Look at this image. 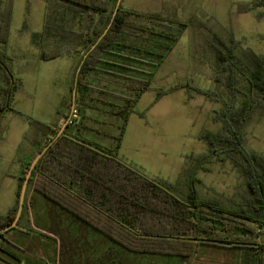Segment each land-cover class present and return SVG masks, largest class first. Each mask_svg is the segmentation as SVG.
<instances>
[{"label": "trees", "instance_id": "trees-1", "mask_svg": "<svg viewBox=\"0 0 264 264\" xmlns=\"http://www.w3.org/2000/svg\"><path fill=\"white\" fill-rule=\"evenodd\" d=\"M9 1L10 7L0 14V68L6 81L0 88V123L5 109L23 115L14 106L15 91L20 88L21 81L8 63L13 0ZM117 2L48 1L46 11L57 13L61 9L64 15L48 17L54 19L53 31L47 33V41L37 39L36 45L40 49L39 58L43 60L80 52L71 83L72 93L76 90V102L90 98L88 94L94 87L89 76L93 74H107L129 84L133 97L124 102L128 114L150 88L157 69L174 48L187 23L127 9L121 3L116 10ZM252 4L264 7V0H253ZM263 15L264 10L258 16ZM45 44L56 45L48 48ZM233 45L227 51L219 49L217 52L220 61L217 73L220 75L216 77L214 89L204 90L187 82L157 91L156 100L170 91L185 88L190 97L199 94L221 103L215 110V120L221 121L222 128L219 132L200 134L201 139L207 140L208 150L194 157L183 171L185 196L172 191L174 183L150 178L119 158L128 116L119 117V132L114 136L113 147L80 133L86 129L83 111L80 119L71 118L59 136V127L28 117L40 131V137L35 153L22 161L16 201L0 216V229L8 226L16 216L22 183L32 160L51 143L34 167L28 189L33 188L122 247L138 253L180 256L183 258L181 264H193L202 244L247 248L255 251L256 264H264V241L261 240L264 156L247 148L243 129L252 114L264 108V57L254 55L251 64L234 52ZM119 108L120 111L122 105ZM216 158L231 160L245 176L248 195L238 206L203 200L199 195L198 173ZM7 257L3 256L11 262ZM252 259L250 255L251 263Z\"/></svg>", "mask_w": 264, "mask_h": 264}, {"label": "rangeland", "instance_id": "rangeland-1", "mask_svg": "<svg viewBox=\"0 0 264 264\" xmlns=\"http://www.w3.org/2000/svg\"><path fill=\"white\" fill-rule=\"evenodd\" d=\"M46 1L53 0L12 1L8 63L21 81L20 88L15 91L14 106L23 115L3 111L1 165L17 164L32 148L40 131L28 117L55 125L61 116L72 110L74 97L70 87L73 63L78 56L39 58L37 39L47 41V33L53 31L54 19L48 17L64 15L61 9L57 13L46 11ZM252 3L253 0H122L124 8L186 22L187 27L133 111L127 114L124 103L133 97L129 84L107 74H93L96 77L89 76L94 87L88 94L90 98L76 102V115L80 119L83 111L88 119L101 112L100 116L105 115L106 119L104 130L114 134L119 132L117 119L128 116L119 158L150 178L174 183L172 191L185 196L184 162L188 166L194 157L208 150V142L200 138L201 133L219 132L222 128L221 121L215 120V110L221 103L199 94L190 97L185 88L170 91L156 100L157 91L187 82L204 90L214 89L216 77L220 75L217 73L220 65L217 52L219 49L227 51L232 43L235 44L234 52L251 64L254 55L264 57V15L258 16L264 7ZM9 7V0H0L1 15ZM45 45L52 48L56 44ZM5 82L4 71L0 68V88ZM110 118L113 119L108 120ZM243 129L247 148L264 156V108L256 110ZM105 140L110 142L112 138ZM198 177L197 188L203 200L238 206L248 195L245 176L229 159H213L200 170ZM1 191L4 197V189ZM31 191L36 190L29 188L28 197ZM4 198L0 199V210ZM41 209L39 218L33 217L36 234L29 243L28 252H23L18 243L7 252L32 260L35 247H39L48 256L43 264H181L183 261L175 255L130 251L49 200L39 206V211ZM4 243L0 236V244ZM56 246L58 251H53ZM250 255L251 251L244 249L202 244L193 264H252L248 260ZM9 257L15 260L14 256Z\"/></svg>", "mask_w": 264, "mask_h": 264}, {"label": "crops", "instance_id": "crops-1", "mask_svg": "<svg viewBox=\"0 0 264 264\" xmlns=\"http://www.w3.org/2000/svg\"><path fill=\"white\" fill-rule=\"evenodd\" d=\"M47 3L48 1H46V6H45V10H47ZM75 57L78 56V59H76V61L73 63L74 69L79 61L80 58V52L75 51L72 55H61L58 57ZM72 83V81H71ZM71 89V87H70ZM161 99V98H160ZM159 99V100H160ZM15 100V99H14ZM73 106V104H72ZM76 106V99H75V105L74 107H72V110L70 112V114L66 115V116H61L58 119V122L53 125L55 127H60L65 123V121L68 119L69 116L74 117L72 112L75 109ZM103 110V109H101ZM105 112V110H103ZM12 112V111H11ZM100 112V111H99ZM13 113V112H12ZM102 113L100 112L99 115H93L92 118H88L86 119L83 124L85 125L86 129H83L82 131H80V133L85 137L88 138L90 140H94L96 142H99L105 146L108 147H113L115 145V138L114 136L118 134V132L111 133V132H107L106 130H104L103 126L105 125L106 119H105V115L100 116ZM75 117H78L77 115ZM70 118V120H71ZM113 118H110L108 120H112ZM69 120V121H70ZM88 120L92 121V123L88 122ZM118 121V127L120 124V119H117ZM69 123V122H68ZM68 126V124L66 125V127ZM65 127V128H66ZM117 131V129H116ZM88 132H90L91 134H89ZM40 137V133L38 134L37 138L34 140L32 148L27 151L24 155L23 158L21 160H19V162L17 164H5V165H1L0 164V199L4 198L5 203L3 208L0 210V216L5 215L9 209L14 205L15 201H16V196H17V188H18V174L21 171L22 168V160L29 157L30 155H32L34 153V151H36V142ZM106 137H111L112 141L107 142V140H105ZM103 141H106L105 143H109V144H105L103 143ZM111 143V144H110ZM1 145V144H0ZM122 146V143H121ZM121 146L119 147V151L121 149ZM3 156V151L2 149H0V159ZM185 167L187 166V162H184ZM185 167L183 169H185ZM1 189H4V197H2L1 194ZM28 189V188H27ZM33 189V188H32ZM29 190V189H28ZM28 190H27V194H28ZM34 190V189H33ZM45 197L40 194L39 192L36 191H31V194L27 196H25V201H24V207L20 216V219L18 221L19 226L17 227H11L7 230L4 231H0V233H2V235H0L3 240L6 242L3 245L0 244V264H43V261H47V254L45 253L44 249L39 248V247H35V252L33 257H35L32 260H29L28 258L23 259V255L21 257V255H15L12 252H7V251H12V250H8L9 247L14 246L15 244H19L22 247V251L23 252H28V246L30 241L32 240V238L34 237V235L36 234V229L34 228V226H32L33 223V217L39 218V214L41 213L42 209L39 211V206L42 205V203L46 204V200L44 199ZM45 208V206L43 207ZM44 212H46L45 210H43ZM12 242V243H11ZM27 243V244H25ZM244 250H248V249H244ZM53 251H58V246H56ZM251 251V255H252V263L256 264V259L254 258V250H248ZM10 253V254H8ZM7 257L9 258V256H14L15 260L11 259V262H9L7 259L3 258ZM38 257V259H37ZM47 257V258H46ZM17 259V260H16Z\"/></svg>", "mask_w": 264, "mask_h": 264}, {"label": "water", "instance_id": "water-1", "mask_svg": "<svg viewBox=\"0 0 264 264\" xmlns=\"http://www.w3.org/2000/svg\"><path fill=\"white\" fill-rule=\"evenodd\" d=\"M121 1L122 0H118L117 5H116V10L119 8V5H120ZM75 94H76V90L74 89L73 90L74 100H73V106L72 107H74V105H75ZM70 118H71V116H69L68 119L65 121V123L60 127V129L58 130L57 136H59L63 132V130L65 129L66 125L68 124ZM50 144L51 143L46 145L40 152H38L36 154V156L34 157V159L32 160L29 168L27 169V172H26V175H25V179H24V181L22 183V187H21V191H20V195H19V207H18L16 216H15L14 220L8 226H6L4 228H1L0 231L7 230V229H9L11 227L19 226L18 221L20 219V216H21V213H22V210H23V207H24V201H25V196H26V192H27L30 176H31L32 171H33L34 167L36 166L38 160L41 158V156L44 154V152L47 150V148L50 146Z\"/></svg>", "mask_w": 264, "mask_h": 264}, {"label": "built area", "instance_id": "built-area-1", "mask_svg": "<svg viewBox=\"0 0 264 264\" xmlns=\"http://www.w3.org/2000/svg\"><path fill=\"white\" fill-rule=\"evenodd\" d=\"M76 112V109H74L72 112L74 117L76 116ZM261 240L264 241V228L261 230Z\"/></svg>", "mask_w": 264, "mask_h": 264}]
</instances>
